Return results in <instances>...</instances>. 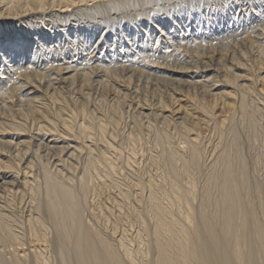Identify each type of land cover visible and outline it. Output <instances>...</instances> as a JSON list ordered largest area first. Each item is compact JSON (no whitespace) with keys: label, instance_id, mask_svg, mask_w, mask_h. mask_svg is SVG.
Returning <instances> with one entry per match:
<instances>
[{"label":"bare ground","instance_id":"obj_1","mask_svg":"<svg viewBox=\"0 0 264 264\" xmlns=\"http://www.w3.org/2000/svg\"><path fill=\"white\" fill-rule=\"evenodd\" d=\"M0 264H264V0H0Z\"/></svg>","mask_w":264,"mask_h":264},{"label":"rangeland","instance_id":"obj_2","mask_svg":"<svg viewBox=\"0 0 264 264\" xmlns=\"http://www.w3.org/2000/svg\"><path fill=\"white\" fill-rule=\"evenodd\" d=\"M124 174H125V172L122 173V176H121L122 179H125V177H126ZM112 191H113V190H112ZM117 191H118V190L114 189V193H116ZM104 192H105V193H104ZM104 192H102V196H105L106 194H107V195H111V194H113V193L110 194L111 191H109V193H107L108 190H104ZM107 195H106L105 198H104V197H101V198H102L101 200H102V201L105 200V199L107 198ZM130 205L132 206V208L129 207V206H127L126 212H127V214H128V217H129V215H131L130 217H132V218H128V217H126L128 220L124 218V219L122 220V222L120 221V224H119L120 226H119V228H120L121 230L119 231V228H118V235H119V236L122 235V234H124V233H127V230H128V231H131L132 234H133V233H135V230H136V229L138 230V228H140V221L137 220V219H138V215H136V212H135V209H136V208L134 207V206H136V205H134V204H130ZM136 207H137V206H136ZM128 208H129L130 210H129ZM132 210H134V211H132ZM128 211H129V212H128ZM130 211H131L132 213H131ZM133 213H135V214H133ZM132 214H133V215H136L137 217H136V216L133 217ZM135 218H136V219H135ZM131 219H133V220H132V223H133V224H132L131 221H130ZM125 220H126V222H125ZM134 220H135L136 222H135ZM123 221H124V223H123ZM129 221H130V222H129ZM137 221H139V222L137 223ZM127 222H128L129 224H127ZM130 224L133 225V226H135V227H134L135 230L133 229V227H132ZM124 225H125V226H124ZM128 225L130 226V228L132 227V228H131L132 230L128 227ZM137 226H138V227H137ZM123 228H125V229H123ZM123 232H124V233H123Z\"/></svg>","mask_w":264,"mask_h":264}]
</instances>
